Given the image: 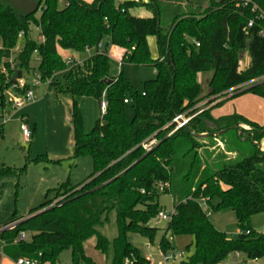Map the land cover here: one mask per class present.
Masks as SVG:
<instances>
[{"label": "trees", "instance_id": "trees-1", "mask_svg": "<svg viewBox=\"0 0 264 264\" xmlns=\"http://www.w3.org/2000/svg\"><path fill=\"white\" fill-rule=\"evenodd\" d=\"M59 1L40 0L37 11L25 16L0 0V64L8 68L21 38L15 58L18 77L32 69L31 56L35 55L39 81L47 82L58 94L71 96L72 158L89 156L92 172L77 184L66 180L57 185L53 197L25 217L13 216L9 222L17 224L0 232V243L9 247L10 256L60 264V253L69 250L71 264H93L83 244L96 235L95 248L106 252L108 241L96 227L114 211L117 236L111 264L124 260L143 264L146 259L130 236L153 240L158 228L150 222L161 211L158 197L169 193L174 214L159 240L161 252L174 251L173 237L189 235L194 252L179 264H219L230 253H242L249 260L264 258V229L258 233L250 225L251 216L264 212V170L259 167L264 150L258 147L264 123L237 113L210 114L223 103L215 101L232 89L231 98L251 93L264 99V0H61L62 7ZM137 6L149 15L131 14ZM249 20L252 25L246 28ZM31 27L38 30L41 41L32 37ZM148 36L155 38V59ZM111 46L121 49V68L129 64L155 69V77L143 83L142 91L121 74L109 76ZM57 48L74 52L89 48L93 53L81 63L67 65ZM244 50L250 62L239 70V54ZM9 71L7 77L0 72V91L14 83ZM206 71L211 72L203 97L208 100L206 108L198 109L203 98L196 76ZM57 73H62L60 79ZM27 87L12 89L23 93ZM103 92L106 113L85 132L74 98L99 101ZM126 104L133 108L131 121L124 117ZM181 113L189 117L186 126L168 135L174 127L169 123ZM189 130L208 135L195 137ZM149 139L156 144L146 151L142 143ZM231 154L235 159H229ZM25 166L16 171L23 172ZM11 172L9 167H0V176ZM202 199L210 212L226 208L234 212L235 239L214 226L201 206ZM20 232L29 239L16 240Z\"/></svg>", "mask_w": 264, "mask_h": 264}, {"label": "rangeland", "instance_id": "rangeland-1", "mask_svg": "<svg viewBox=\"0 0 264 264\" xmlns=\"http://www.w3.org/2000/svg\"><path fill=\"white\" fill-rule=\"evenodd\" d=\"M59 6H63V1H59ZM130 12L135 16L149 15V12L142 6L133 7ZM31 35L38 40V30L35 27H31ZM146 40L151 58L155 59L157 57L155 38L148 36ZM21 47L22 39L20 38L8 60V68L5 67V64H0V72L4 76H10L9 70H12V77L17 70L15 69V58ZM92 53L93 50L61 51L58 54L61 58L66 54H72L74 63H80ZM240 54H245L249 58L246 50ZM30 67L31 70L22 71V77L32 91L30 101H23V94L11 87L0 91V98L2 97L0 102L3 101V105L0 103V167L5 166L13 170L11 173L0 176V228L5 227L13 216H25L30 209L41 204L46 198L51 199L54 195L52 189L60 183L69 180L71 184H77L92 172V162L89 156L72 158V135L68 117L71 96L68 93L58 94L51 86L47 85V82H40L36 86L32 85L37 68L35 55L31 56ZM119 74L136 90L142 91L143 83L155 77V69L152 66L129 64L121 68L119 63L111 58L109 76L115 78ZM61 76L62 73L55 75L56 79H60ZM210 77V71L199 72L196 76L200 84L202 98L208 92L207 82ZM229 93H232V96L235 91L231 90ZM205 99L207 100V98H203L201 101ZM74 100L82 114L84 131L89 132L96 120L101 117L98 100L92 97H75ZM17 101L21 103L15 106ZM219 108V113H237L258 124L264 123V99L251 93H241L229 98ZM198 109H202V107L198 106ZM123 113L126 120L131 121L133 117L131 104L124 105ZM21 122L31 131L29 140H24L20 132L19 124ZM248 147L249 145L244 146L245 149ZM215 154L216 152L209 157V163L214 160ZM229 157L230 160L235 159L233 154ZM24 166L23 172L16 171ZM259 167L264 170V162L260 163ZM158 204L161 211H171V195L161 193L158 197ZM209 219L228 238L235 239L238 236L236 218L232 210L226 208L211 212ZM166 223V220L158 217L150 222V225L158 228L151 242L139 235L130 236L133 246L146 259L143 264H164V253L159 249L158 243ZM250 225L256 232H262L264 212L251 216ZM96 230L108 241L106 252L102 253L95 248L96 235H92L83 244L84 253L92 260L93 264H111L114 254L113 240L117 236L114 211L107 214ZM28 239L29 235L26 234V240ZM172 240L175 249L171 252L167 251L165 254L174 253V258L168 260L167 264H179L181 261H186L194 252V246L191 244L193 237L181 235L173 237ZM234 254L230 253L219 264H264V258L249 260L242 253H237V256ZM58 261L60 264H71L69 250L62 251ZM125 262L128 261L124 260L123 264Z\"/></svg>", "mask_w": 264, "mask_h": 264}, {"label": "built area", "instance_id": "built-area-1", "mask_svg": "<svg viewBox=\"0 0 264 264\" xmlns=\"http://www.w3.org/2000/svg\"><path fill=\"white\" fill-rule=\"evenodd\" d=\"M245 2H247V0H244ZM252 25V20H249L247 22V25H246V28L251 26ZM22 36V33H19L18 34V37L20 38ZM39 41H41V37H39L38 39ZM102 46L101 43H98L97 44V48L100 49ZM196 46H198V43H196ZM64 51L63 49H60V48H57V52L59 53V51ZM91 49L87 48L86 51H89ZM63 61L65 62V64L67 65H71L74 61H73V58L69 55L65 56V57H62ZM261 79H264V76L261 78ZM40 83L39 81V78L37 75H35L34 77V81L32 83V85L36 86ZM251 83L253 82H250V83H246L244 85H241L237 88H240L242 86H249ZM26 81L25 79L21 76V77H18L14 83H12L11 85V88H24L26 86ZM233 90V89H232ZM23 96V101H30L31 100V97H32V91L29 89V87H27L25 89V91L22 93ZM124 102L126 103L127 100H124ZM21 102L17 101L15 103V106H18ZM106 106H107V102H106V99H105V93L103 92L100 96V99L98 101V109H99V113H100V116L102 117L103 115H105L106 113ZM22 118V117H21ZM23 119V118H22ZM189 117L185 114V113H181V114H176L171 122L169 124H173L174 127L173 129L168 133V135H170L171 133L174 132L175 129L177 128H180V127H183L184 125L187 124V121H188ZM19 129H20V132L24 138V140H29L30 137H31V131L27 128V126L24 124V123H20L19 124ZM156 144V140L155 139H149L145 142L142 143V148L146 151H149L154 145ZM161 185V184H160ZM206 199H202L201 200V206L202 208L205 210L206 214L207 215H210V210L207 209V205L205 203ZM174 214V210L172 209L171 211L169 212H165V211H160L158 212L157 214V217L162 219V220H170V218L172 217V215ZM17 224V221L16 222H12L10 224H8L7 226L3 227V228H0V232L3 231V230H6V229H10L12 227H14L15 225ZM26 240V233L25 232H20L18 234V237L16 238V240ZM1 243H0V247H1ZM174 253H167L165 254L164 253V264L168 261V260H171L174 258ZM15 264H39V262L36 260V259H32V258H24V257H19L17 259H15ZM44 264H47V263H44ZM125 264H128V262H125Z\"/></svg>", "mask_w": 264, "mask_h": 264}, {"label": "crops", "instance_id": "crops-1", "mask_svg": "<svg viewBox=\"0 0 264 264\" xmlns=\"http://www.w3.org/2000/svg\"><path fill=\"white\" fill-rule=\"evenodd\" d=\"M84 1L90 2L91 0H84ZM38 39H39V36H38ZM61 51H59V52H61ZM64 51L66 52V51H71V50H64ZM72 52H74V51H72ZM67 55H69V56H71L73 58V55L72 54H66L65 56H67ZM108 55H109L110 58L114 59L115 61H117L119 63L120 56H121V49H119V48H117L115 46H111L109 48ZM249 62H250V60H249V58L247 56H245V54H239V62H238V64H239V66H238L239 70H243L245 67H247L248 64H249ZM245 87L246 86H242V87L239 88V90L242 89V88H245ZM231 94L232 93H229L228 92L226 95H223V96L219 97L215 102L223 101V103H224L229 98H231ZM207 100L205 99L204 101H201L200 103H198L196 105V107L199 106L200 108L202 107V109L206 108L205 104H206ZM212 104L208 105L207 107L211 106ZM221 105L219 107H221ZM219 107H215V108L211 109L210 114L213 117H219V116H222V115L227 114V113H221V112L219 113L218 112V110L220 109ZM214 109H215V111H214ZM214 112H218V113H214ZM259 148L261 150H264V137L260 141ZM25 216H20V217H25ZM8 224H10V222ZM14 242L15 241H13V243ZM1 245L2 246L0 247V264H15V259L10 256L11 252L8 249L9 247L7 245H5L4 243H1ZM234 255L237 256V254H234ZM167 263L168 262H166L165 264H167Z\"/></svg>", "mask_w": 264, "mask_h": 264}, {"label": "water", "instance_id": "water-1", "mask_svg": "<svg viewBox=\"0 0 264 264\" xmlns=\"http://www.w3.org/2000/svg\"><path fill=\"white\" fill-rule=\"evenodd\" d=\"M6 1L14 10L21 12L25 16L36 12L40 4V0H6ZM17 78H18V70H16L13 73L10 82L15 81ZM103 81L107 83L111 82V80L109 79H104ZM189 132L195 137H204L208 135V134H196L193 133L191 130H189ZM238 132L240 133V130ZM250 141L252 142V139H250Z\"/></svg>", "mask_w": 264, "mask_h": 264}]
</instances>
